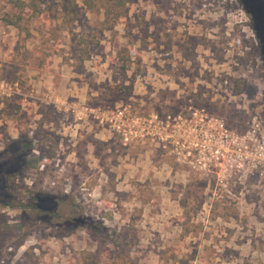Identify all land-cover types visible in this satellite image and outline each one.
Masks as SVG:
<instances>
[{
	"label": "rangeland",
	"instance_id": "rangeland-1",
	"mask_svg": "<svg viewBox=\"0 0 264 264\" xmlns=\"http://www.w3.org/2000/svg\"><path fill=\"white\" fill-rule=\"evenodd\" d=\"M40 2L24 41L0 0V264H264V0Z\"/></svg>",
	"mask_w": 264,
	"mask_h": 264
},
{
	"label": "trees",
	"instance_id": "trees-1",
	"mask_svg": "<svg viewBox=\"0 0 264 264\" xmlns=\"http://www.w3.org/2000/svg\"><path fill=\"white\" fill-rule=\"evenodd\" d=\"M10 3L15 10L14 13L5 14L3 20L7 26L14 27L21 35L26 34L24 41L27 37L31 36L30 23L33 19L39 18L43 9L41 8L40 0H10ZM86 5L93 9L96 6L100 7L103 11L104 22L106 28L111 29L120 24L126 22L128 17V0H86ZM68 6L66 5V8ZM64 21H67L69 15L73 13V8L65 9ZM80 36V43L88 45V40L85 37ZM128 48L122 49L115 57L116 63H123V68H128L131 65V58L128 57L123 51ZM246 84L245 79L237 81L234 87L235 94H241ZM18 145V146H17ZM14 152L13 157L10 158L7 170H10V174H14L18 169L25 167L36 168V164L31 159V154L34 150L33 141L26 139L25 141H15L12 147ZM1 190V185H0ZM0 191V202L5 199V194Z\"/></svg>",
	"mask_w": 264,
	"mask_h": 264
},
{
	"label": "built area",
	"instance_id": "built-area-1",
	"mask_svg": "<svg viewBox=\"0 0 264 264\" xmlns=\"http://www.w3.org/2000/svg\"><path fill=\"white\" fill-rule=\"evenodd\" d=\"M123 112L118 111V116ZM243 143L239 147L242 161L249 160V169L258 172L264 179V129L261 124L255 123L242 137Z\"/></svg>",
	"mask_w": 264,
	"mask_h": 264
}]
</instances>
